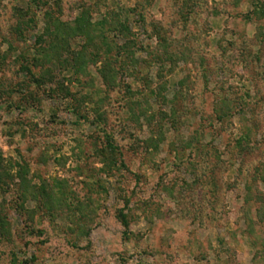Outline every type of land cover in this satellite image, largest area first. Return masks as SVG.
<instances>
[{
  "label": "rangeland",
  "instance_id": "1",
  "mask_svg": "<svg viewBox=\"0 0 264 264\" xmlns=\"http://www.w3.org/2000/svg\"><path fill=\"white\" fill-rule=\"evenodd\" d=\"M0 264H264V0H0Z\"/></svg>",
  "mask_w": 264,
  "mask_h": 264
}]
</instances>
